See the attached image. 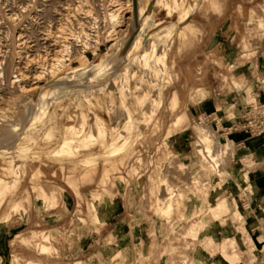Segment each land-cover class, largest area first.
<instances>
[{"label":"rangeland","instance_id":"374dc122","mask_svg":"<svg viewBox=\"0 0 264 264\" xmlns=\"http://www.w3.org/2000/svg\"><path fill=\"white\" fill-rule=\"evenodd\" d=\"M80 1L0 0L1 30L7 31V37L0 40V54L8 51L14 60H18V31L29 27L30 21L36 27L40 26L54 33L59 27L58 20L53 17L55 8L68 6L69 10L65 12L67 18L59 20L60 23H67V29L79 30L75 20L87 9H91L99 17L103 16L104 7L99 0ZM169 1L173 9L171 16H167L162 6L157 7L154 15L155 21L161 22L155 29H170L175 37L170 50L161 48L162 54L165 53L161 62L162 78L167 83L157 88L152 80L153 73L149 74V78L145 75L148 73L131 70L123 75L122 82H110L114 98L119 97L124 103L123 109L116 113L123 114V117H117L111 115L112 110L108 107L105 93L87 88L86 74L76 77L74 81L64 83L66 92L60 90L54 93L29 138H21L27 153L19 157L0 155V177L17 182L0 209V264H26L27 260H31L32 264H72L78 260L92 264L91 257L94 255L96 264H108L102 254L104 246L111 242L130 248L132 240L134 244L139 241V237L132 238L131 233L139 234V228L143 226L139 215L124 222L113 218L120 210V202L129 213L136 212L141 206V213L150 217L153 213L160 216L161 220L150 219L144 226L155 229V234L162 236L164 244H170L165 254L175 252V244L187 246L189 240L198 243L201 235L209 234L215 229L213 223L217 216L211 218L210 229L194 237L189 233V228L193 223L205 221V213L202 211L201 215V211L197 210V215L192 218L181 216L179 219L173 215L176 202L179 205L184 204L186 199L198 200L200 193L206 191L205 187L210 184L217 187V182L223 178L217 172L209 177L197 178L200 180L199 184L202 183L198 187L194 181V177L199 176L197 170L188 169L183 174L182 168L169 164L168 158L173 153H188L192 158L197 155L193 123L199 118L193 123L185 120L181 125L172 127L174 117L164 128L158 118L165 108L167 88L174 79V59L183 52L188 39L196 33L189 24V18L202 0ZM42 7H46L48 11H45L41 19H35L34 11ZM8 15L19 18L18 25L9 27L5 22ZM121 49L122 43L118 37L101 41L86 52L77 54L67 68L90 62L96 66L114 57ZM141 60L144 63V58ZM114 73L107 77V81L116 77L117 74ZM23 97L24 93L15 86H8L7 81L0 84V123L10 118L15 119L14 103ZM247 101L242 99L238 105L227 107L229 123L225 127L214 129L226 134ZM94 117L100 119L99 135L89 144L78 146ZM113 126L119 127L116 134L112 133ZM169 126L172 131L168 133ZM226 136L231 140L230 136L225 135V138ZM68 140H71L72 150L65 154L59 153L60 146ZM233 145L235 167L241 152ZM33 152H38L40 156L34 158ZM87 158L96 159L91 168H86L84 159ZM37 168L42 172L33 178ZM105 173L107 179L104 177ZM119 176L123 179L121 185L117 183ZM163 177L171 185L168 194L158 187ZM36 183L44 187L47 199L37 200L34 188ZM236 191L240 192L242 198L251 200L248 193ZM25 192L27 197L23 198ZM105 197L116 199L117 204L112 218L99 224L94 218ZM18 200H22L25 209L23 213L12 211L13 203ZM230 201L239 205L237 195H234V200L230 198L226 202L230 204ZM244 208L240 206V210L236 212H243ZM42 245L44 251L40 250ZM134 259L136 255H132L130 250L127 254L120 253L113 264H130Z\"/></svg>","mask_w":264,"mask_h":264},{"label":"bare ground","instance_id":"6f19581e","mask_svg":"<svg viewBox=\"0 0 264 264\" xmlns=\"http://www.w3.org/2000/svg\"><path fill=\"white\" fill-rule=\"evenodd\" d=\"M80 2H87V0H81ZM99 2L104 7L103 16L99 17L91 9L85 10L82 16L79 15L75 20L79 30L67 29L66 22H59V20L67 18L65 12L69 10L68 6L55 8L53 17L58 20L59 27L54 33L40 26L36 27L30 21L28 23L29 27H23L18 31L19 50L16 52L18 60H14L8 51L0 54V84H5L7 81L8 86H15L20 92L24 93V97L14 103L16 107L15 119L10 118L8 121L0 123V155L19 157L27 153L23 140H27L32 134L40 114L49 105L48 101L54 93H58L60 90L66 92L67 89L64 87V83L74 81L76 77L86 74L87 88H95L105 93L108 107L112 110L111 115L117 117H123V114L118 115L116 113L118 110L123 109L124 103L119 97L118 99L114 98L111 93L114 92L113 85H109L110 82H122L123 75L131 70L148 73L145 75L149 78V74L153 73L154 78L152 80L157 84V88L167 83V80L163 81L162 78L161 62L165 53L162 54L161 48L170 50L174 45L175 37L170 29L160 31L155 29V26L161 22H156L154 15L157 7L162 6V10L166 11L167 16H171L173 9L170 1L99 0ZM45 11H48L46 7L39 8L34 11L33 17L41 19ZM14 16L8 15L5 18V22L9 27H14L19 23V18ZM1 29L0 23V40L7 37V31ZM180 33L184 34V31ZM116 37L121 41L122 49L114 57H110L104 63L96 66L91 65L90 62L79 67L67 68L77 54L86 52L100 44L101 41L114 40ZM142 58H144V63L141 62ZM112 72H115V75L117 74L116 77L112 81H107V77ZM169 104L172 109L177 108L178 98L175 93L171 95ZM186 119L184 114L178 115L173 119L171 126L177 127ZM99 126L100 119L94 117L90 128L78 146L89 144L93 138L99 135ZM171 126L168 127V133L172 131ZM194 129L197 142L196 158H192L188 153H173L168 158L169 164L182 168L183 174L188 169L197 170L199 176L194 177V181L198 187L202 184H199L200 180L198 179L209 177L215 172L223 178L222 182L232 180V170L234 168L233 144L235 143L229 137L226 136L225 138L226 134H223L221 130H213L201 124H198ZM118 130L119 127H112V133L116 134ZM70 144L71 140L64 142L60 146L59 153L70 152L72 150ZM39 156L38 152H33L34 158ZM247 159V157L242 158L243 165L247 163ZM95 162V158L84 159L86 168H91ZM41 172L37 168L32 175L33 178L38 177ZM104 177L105 179L108 178L106 173ZM221 181L217 182L218 186L222 185ZM122 182V177H117V183L121 185ZM16 185V181H7L0 177V209H2L9 193ZM158 187L166 194L171 190V185L167 183L164 177L160 180ZM34 188L37 193V200L48 198V194L41 184L36 183ZM25 197H27V192L24 193L23 198ZM226 201L225 199L222 200L223 207L229 209L235 207L232 201H230V204ZM116 204V199L105 197L94 221L101 224L110 220L114 215ZM94 208L97 209V205L94 204ZM238 208L240 210V206ZM24 210L22 200L13 203L12 211L23 213ZM218 214L216 208L209 209L207 220L193 223L189 228V233L196 237L203 231H207L211 228V218ZM40 250L44 251L43 245ZM130 250L129 247L121 243L109 242L102 249V254L105 255L108 264H113L120 253L127 254ZM223 256L225 259L231 260V257L227 254ZM15 259L18 260V257ZM91 261L92 264H96L95 255L91 257ZM26 264H32V261L27 260ZM72 264H88V262L78 260Z\"/></svg>","mask_w":264,"mask_h":264},{"label":"crops","instance_id":"0c3cea01","mask_svg":"<svg viewBox=\"0 0 264 264\" xmlns=\"http://www.w3.org/2000/svg\"><path fill=\"white\" fill-rule=\"evenodd\" d=\"M189 23L196 33L174 59V79L158 120L164 128L181 114L193 123L202 113L215 112L223 118L225 127L230 121L227 107L238 105L242 99L264 102V0H202ZM173 93L178 98L176 109L169 104ZM229 136L241 152L232 180L217 187L210 184L198 200L186 199L173 207L177 219L192 218L200 210L205 220L209 209L216 208L215 229L201 235L200 242L175 244L177 250L165 254L170 244H164L155 229L145 227V222L161 220L160 216L141 213V206L129 213L120 202L114 219L124 222L139 215L143 223L139 234L131 233L139 241H131L136 259L130 264H264V132L251 135L231 131ZM243 157L248 158L245 165ZM236 190L248 193L251 200L242 198ZM234 195L239 205L235 204L233 210L223 207L222 200H234ZM239 206L245 207L243 212H236ZM224 254L231 260H225Z\"/></svg>","mask_w":264,"mask_h":264},{"label":"built area","instance_id":"2783aa9c","mask_svg":"<svg viewBox=\"0 0 264 264\" xmlns=\"http://www.w3.org/2000/svg\"><path fill=\"white\" fill-rule=\"evenodd\" d=\"M198 124L205 125L208 128L223 127V118L217 113H202L199 120L194 122L196 127ZM226 131L227 129L224 128ZM241 131L251 135L261 134L264 132V102L248 101L243 106V110L237 115L236 120L232 126L228 128L226 135H230V132ZM232 141V140H231ZM233 142V141H232ZM239 145V144H238ZM236 146V145H235Z\"/></svg>","mask_w":264,"mask_h":264}]
</instances>
